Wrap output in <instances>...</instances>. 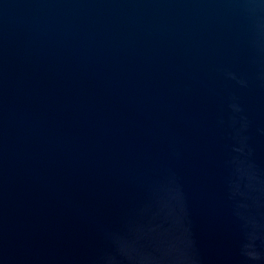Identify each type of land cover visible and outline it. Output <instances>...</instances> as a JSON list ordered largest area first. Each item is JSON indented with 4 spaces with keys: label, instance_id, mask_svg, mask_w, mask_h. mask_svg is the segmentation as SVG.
Masks as SVG:
<instances>
[{
    "label": "water",
    "instance_id": "obj_1",
    "mask_svg": "<svg viewBox=\"0 0 264 264\" xmlns=\"http://www.w3.org/2000/svg\"><path fill=\"white\" fill-rule=\"evenodd\" d=\"M0 264H264V0H0Z\"/></svg>",
    "mask_w": 264,
    "mask_h": 264
}]
</instances>
